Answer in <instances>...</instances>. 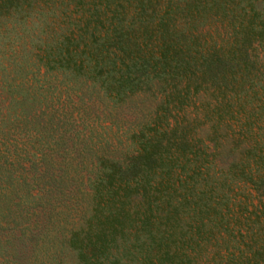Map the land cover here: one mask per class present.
I'll return each mask as SVG.
<instances>
[{
	"label": "trees",
	"instance_id": "obj_1",
	"mask_svg": "<svg viewBox=\"0 0 264 264\" xmlns=\"http://www.w3.org/2000/svg\"><path fill=\"white\" fill-rule=\"evenodd\" d=\"M67 254L264 264V0H0V264Z\"/></svg>",
	"mask_w": 264,
	"mask_h": 264
},
{
	"label": "rangeland",
	"instance_id": "obj_2",
	"mask_svg": "<svg viewBox=\"0 0 264 264\" xmlns=\"http://www.w3.org/2000/svg\"><path fill=\"white\" fill-rule=\"evenodd\" d=\"M62 7H59V8H55L57 11H56V17L54 18L52 15H47V21L49 22V25L50 26H54V25H57V24H62V23H67L68 21V18L71 17L72 19H76V15L75 14H72L70 16V14H61V10H62ZM61 8V9H60ZM70 10V9H69ZM58 22V23H55V22ZM62 22V23H61ZM57 28V26H55ZM33 29L30 28V32H36V27H32ZM7 36H12V33H8ZM24 39H26V37H24ZM241 190L242 192L244 193H247V186H242L241 187ZM254 203V201H253ZM233 211H237L236 210V207L233 208ZM240 212V211H238ZM181 215V213L179 214ZM181 218V221L182 223L180 224V227L182 228V230L184 229H187L188 228V225L190 224V220L187 216H183V217H180ZM183 232H180V233H176L175 235L176 236H181V234H183ZM261 235H262V231L259 232ZM183 236H187V235H183ZM258 236V235H257ZM236 243L235 242H231L230 244H228V246H226V248L224 247V245L222 244V246H220L221 248L217 247V249H215V247H211V246H203L201 245L200 246V249L199 251L202 252V255L200 256V259L203 261L205 257H209L213 251V258L216 259L218 261V259L221 258V256H225V254L229 251V250H232V246L235 245ZM215 250H218L219 251V254L216 255L214 252ZM121 258H122V261L125 262V261H128V258H130V255L129 253H126V252H121L120 254ZM249 255L247 254L246 257H248ZM129 262V261H128ZM215 263V261H213V264ZM61 264H75L74 263V260L72 258L71 255L67 254V256L64 258L63 262Z\"/></svg>",
	"mask_w": 264,
	"mask_h": 264
}]
</instances>
